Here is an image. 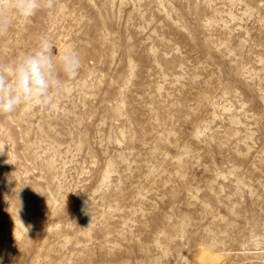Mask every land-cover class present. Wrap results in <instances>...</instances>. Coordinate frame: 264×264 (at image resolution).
Returning a JSON list of instances; mask_svg holds the SVG:
<instances>
[{
  "label": "rangeland",
  "instance_id": "rangeland-1",
  "mask_svg": "<svg viewBox=\"0 0 264 264\" xmlns=\"http://www.w3.org/2000/svg\"><path fill=\"white\" fill-rule=\"evenodd\" d=\"M6 22L0 62L47 36L82 67L50 108L0 115V264H264V0Z\"/></svg>",
  "mask_w": 264,
  "mask_h": 264
},
{
  "label": "clouds",
  "instance_id": "clouds-1",
  "mask_svg": "<svg viewBox=\"0 0 264 264\" xmlns=\"http://www.w3.org/2000/svg\"><path fill=\"white\" fill-rule=\"evenodd\" d=\"M55 0H9L0 4V34L8 30L6 15L9 9L24 18H31L43 8H53ZM82 59L78 49L68 46L57 50L47 36L39 38L28 51L10 62H0V115L11 116L25 105L50 108L68 81L80 76ZM4 147L0 146V154ZM69 193L60 194V203Z\"/></svg>",
  "mask_w": 264,
  "mask_h": 264
},
{
  "label": "bare ground",
  "instance_id": "bare-ground-1",
  "mask_svg": "<svg viewBox=\"0 0 264 264\" xmlns=\"http://www.w3.org/2000/svg\"><path fill=\"white\" fill-rule=\"evenodd\" d=\"M208 251V250H207ZM206 250H204L202 253V258L201 260L203 261V263L207 264V263H216L219 259L217 258V256L211 255V253L207 252ZM216 255V254H215ZM220 257V255H219Z\"/></svg>",
  "mask_w": 264,
  "mask_h": 264
}]
</instances>
